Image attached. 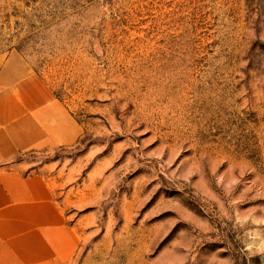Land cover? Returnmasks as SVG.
<instances>
[{"label":"rangeland","instance_id":"obj_1","mask_svg":"<svg viewBox=\"0 0 264 264\" xmlns=\"http://www.w3.org/2000/svg\"><path fill=\"white\" fill-rule=\"evenodd\" d=\"M14 56L72 133L7 164L54 181L68 264H264V0H0Z\"/></svg>","mask_w":264,"mask_h":264},{"label":"crops","instance_id":"obj_2","mask_svg":"<svg viewBox=\"0 0 264 264\" xmlns=\"http://www.w3.org/2000/svg\"><path fill=\"white\" fill-rule=\"evenodd\" d=\"M55 107L46 83L9 58L0 72V264H68L80 247L52 178L7 165L26 151L69 142Z\"/></svg>","mask_w":264,"mask_h":264}]
</instances>
